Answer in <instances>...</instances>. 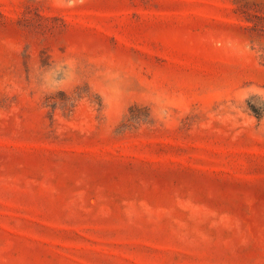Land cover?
<instances>
[{
    "label": "rangeland",
    "instance_id": "1",
    "mask_svg": "<svg viewBox=\"0 0 264 264\" xmlns=\"http://www.w3.org/2000/svg\"><path fill=\"white\" fill-rule=\"evenodd\" d=\"M0 264H264V0H0Z\"/></svg>",
    "mask_w": 264,
    "mask_h": 264
},
{
    "label": "trees",
    "instance_id": "2",
    "mask_svg": "<svg viewBox=\"0 0 264 264\" xmlns=\"http://www.w3.org/2000/svg\"><path fill=\"white\" fill-rule=\"evenodd\" d=\"M251 111L256 117H259V114L257 113L256 109L251 107Z\"/></svg>",
    "mask_w": 264,
    "mask_h": 264
}]
</instances>
